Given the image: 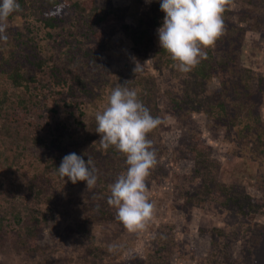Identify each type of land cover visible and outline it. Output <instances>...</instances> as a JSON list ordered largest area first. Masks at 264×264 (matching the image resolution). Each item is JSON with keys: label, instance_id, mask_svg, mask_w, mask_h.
Segmentation results:
<instances>
[{"label": "rangeland", "instance_id": "rangeland-1", "mask_svg": "<svg viewBox=\"0 0 264 264\" xmlns=\"http://www.w3.org/2000/svg\"><path fill=\"white\" fill-rule=\"evenodd\" d=\"M113 2L125 5L123 21L131 27L141 22L139 19L144 25L150 26L152 17L164 18L165 15L160 10L161 0ZM226 9L228 13L226 16L223 14V20L226 18L227 26L238 24L246 29L245 39L238 48V64L235 65L232 59L227 61L234 67L228 75V69H224L227 65L223 64L227 59L226 50L236 53V49L232 51L230 42L226 40L228 38L210 48L214 67L211 70L214 74L206 79L195 68L187 74L180 72L176 62L170 60V54L160 47L158 34L144 42L141 49L133 50L124 31L119 30L103 42L89 39L84 44L92 52V64L101 56L103 63L110 64L111 69L107 84L96 85L93 95L76 94L64 87L58 93L49 85L37 87L35 96H30L35 100L30 105V111L50 115L51 111L42 106L50 103L66 115L69 110H75L78 104L81 106L83 125L78 127L75 122L68 121V124H72L70 127L74 125L77 128L73 140H78L84 146V151L92 152L90 158L98 177L107 178L113 184L128 166L123 161V154L115 147L107 150L101 147L100 135L95 132V116L108 105L111 91L120 83L127 81V86L138 92L139 86L133 88L129 81L132 83L138 74L151 77V80L145 81L150 88L145 90L142 100L151 115L161 120L157 128L149 133L152 134V146L157 155V163L146 178L147 195L155 205L154 215L144 230L129 232L117 218L116 209L108 204L106 192L98 193L95 187L87 189L84 181L73 184L65 177L61 180V188L68 193V199L64 202L63 214L57 216V222L41 225L42 228L32 240V250L17 245L15 228L8 223L0 232V264H91V250L94 251L96 246L109 250L112 245L116 246L114 252H120L119 257L112 259L122 258L124 264L131 262L134 257L145 261L149 259L147 253L154 245L157 231H171L174 237L176 250L170 264H201L204 255L216 250L212 238L214 235L220 239L219 232L227 233V237H233L234 240L231 241V254L222 257L221 263L217 264H264V151L255 147L260 140L264 141V126L260 127L262 132H259V136L253 133V136L243 140L238 138L236 126H229L225 122L221 124L219 121L222 118L214 113V106H218L219 113L224 107L239 120L244 118L245 111L248 113L250 103L253 105L252 112L259 115L264 123V31L250 28L253 20L264 18V8L243 0H231ZM10 25L7 22L6 31L14 27ZM161 26L162 23L157 25L156 31ZM137 63L140 66L134 72ZM33 66V74L47 76L46 68ZM92 66L98 70L96 63ZM244 67L249 70V79L246 81L240 70ZM219 68L226 71V81L218 75ZM125 73H130V77H123ZM68 100V106H64ZM24 113L19 111L16 114L21 116ZM193 137H198L211 147L210 155L221 166L216 179L236 186L243 190L245 196L248 195L249 198L242 200L245 215L239 213L235 205L223 208L214 204L213 200L202 207L182 203L184 195L197 193L196 188L201 182V176L196 172L197 163L189 157L191 152L188 147ZM154 138L157 140L154 141ZM93 142L96 144L94 150L90 147ZM25 152L29 153L30 149ZM19 170L20 167L16 165L7 166L4 160L0 162V181L5 186L0 188V202L9 200L5 193L12 191L20 201V194L26 186L24 181H28L33 174L28 171L25 180L16 184L20 179ZM40 181L36 179V182ZM91 197L93 204L106 208V218L91 217L88 222L81 219L88 215V211H82L79 203ZM76 214L81 216L78 218ZM250 221L254 224L253 228ZM250 227L251 233L248 231ZM83 228L87 229V234H83ZM249 234L255 236L253 240H248L251 241L248 244L250 253L246 259H242L241 240L246 241Z\"/></svg>", "mask_w": 264, "mask_h": 264}, {"label": "trees", "instance_id": "trees-1", "mask_svg": "<svg viewBox=\"0 0 264 264\" xmlns=\"http://www.w3.org/2000/svg\"><path fill=\"white\" fill-rule=\"evenodd\" d=\"M243 1L264 8V0ZM18 3L22 11L14 12L8 17L7 22L14 27L5 32L7 40H0V162L4 160L7 166L20 167V179L16 181V184L25 180V177L29 175L28 171H32L33 175L28 181H24L26 186L20 194V201L17 200L13 191L5 193L8 194L6 196L9 200L0 202V232L10 223L15 228L17 245L32 250V240L42 228L41 225L48 224L50 221L57 222V216L63 214V205L68 199V193L61 188L62 178L57 171L63 157L75 152L87 161L92 152L84 151V146L78 143V140L76 142L73 140L77 128L74 125L70 127L71 123L68 124V121H72L78 127L83 125L81 119L83 113L79 104L75 110H69L66 115H63L61 111L53 107L54 104L47 103L42 106L49 109L51 114L44 116L39 111H30V105L35 102L30 96H35L38 86L45 87V85L54 88L56 93L61 92L64 87L76 94L78 92L93 95L96 85L107 84L109 80L107 75L111 69L110 64L103 63L101 56L98 57L97 62L93 61L98 70L94 69L92 52L88 51L84 44L89 39L103 42L110 34L123 30L124 35L132 43V49L138 50L152 36L155 38L157 35L155 27L163 23V18L152 17L150 26L144 25L139 19L141 22L131 27L123 21L126 14L125 5H117L113 0H18ZM227 13L226 9L225 16ZM250 28L253 31H264V18L260 21L253 20ZM224 30L225 33L223 32L215 43L228 38L226 40L230 42L232 51L236 49V53L233 54L226 50L227 59L223 61V64L227 65H224L226 66L224 69H228V75L234 67L232 64H227V61L232 59L235 65L238 64V48L245 39L246 29L238 24L228 27L225 18ZM210 48L204 49L206 58L195 67L196 72L206 79L214 74H212L214 67L213 62L211 63L213 60ZM30 63L37 68H46L47 76L41 73L33 74ZM224 69L217 71L221 79L226 81L227 75ZM240 70L243 79L248 80L249 70L245 67ZM122 76H126L127 79L130 73ZM146 80H151V77L138 74L132 83L129 81L131 87L139 86V91L136 92L142 103L145 90L150 88ZM21 86L23 88H20ZM69 100L71 101L72 98ZM69 100L64 106H68ZM252 106L248 104V113L245 111L244 118L239 120L232 117L224 107L222 113H219L218 106H214V113L222 118L219 121L221 124L225 122L229 126H236L238 138L244 140L253 136V133L259 136V132H262L260 127L264 126L260 116L252 112ZM19 111L25 112L24 115H17ZM151 136L152 134H148L147 138L153 142ZM156 140L154 138V141ZM90 147L94 150L93 147H96V144L93 142ZM255 147L264 151V141L260 140ZM188 148L191 152L189 157L197 163L196 172L201 176V182L196 188L197 193L184 195L182 203L192 207H202L213 200L214 204L223 208L235 205L238 207V212L245 215L242 200L249 197L236 186L216 179L221 166L216 164L217 161L210 155L211 147L204 141H200L198 137H193ZM27 149H30L29 153L25 152ZM123 158L127 165L124 154ZM36 179L41 181L38 183ZM110 185L111 182L109 183L107 178L98 177L95 191L104 194L106 192L109 197ZM1 187H5L2 181H0ZM87 199L79 203L82 211H88V215L81 219L88 222L91 217L102 219L107 217L106 208L93 204V197ZM76 215L78 218L81 216ZM250 222L253 228L254 224ZM252 228H248L250 233ZM82 232L87 234V229L83 228ZM227 235V233L219 232L220 239L213 235L212 245L216 246V250L210 255H204L201 264L221 263L222 257L231 254L230 246L234 238ZM254 236L249 234L246 241L241 240L243 241L242 259H246L250 253L248 244H251V241L248 240H253ZM174 241L171 231H157L154 245L147 253L149 259L140 261L134 257L128 264H170L176 250ZM91 254L93 256L91 264H124L122 258L112 259L120 256L118 251L110 252L108 249L96 246L94 251L91 250Z\"/></svg>", "mask_w": 264, "mask_h": 264}, {"label": "clouds", "instance_id": "clouds-1", "mask_svg": "<svg viewBox=\"0 0 264 264\" xmlns=\"http://www.w3.org/2000/svg\"><path fill=\"white\" fill-rule=\"evenodd\" d=\"M230 3L231 0H161L160 10L165 15L157 29L159 45L170 54L180 72H191L206 58L204 49L214 46L223 34V14ZM20 11L18 0H0V40H7L8 17ZM139 66L137 63L134 72ZM95 120L101 147H115L126 156L128 166L110 185L108 204L116 209L117 218L129 232L144 230L155 210L147 195L146 178L157 163L147 136L161 120L151 115L127 81L111 91L108 105L96 114ZM57 171L73 184L86 182L87 189L94 188L98 180L92 159L85 161L75 152L63 157ZM115 249V245L109 246L110 252Z\"/></svg>", "mask_w": 264, "mask_h": 264}]
</instances>
